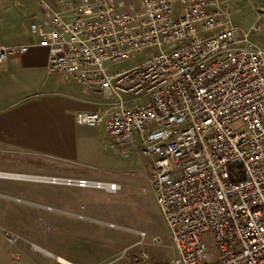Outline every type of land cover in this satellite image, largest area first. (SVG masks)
Wrapping results in <instances>:
<instances>
[{"label":"built area","instance_id":"built-area-1","mask_svg":"<svg viewBox=\"0 0 264 264\" xmlns=\"http://www.w3.org/2000/svg\"><path fill=\"white\" fill-rule=\"evenodd\" d=\"M224 1L55 0L58 10L39 3L42 23L28 27L46 71L107 106L73 122L102 125L121 156L154 158L147 182L173 246L168 264H264V50L220 20ZM31 46H0V65ZM136 56L139 64L111 71Z\"/></svg>","mask_w":264,"mask_h":264},{"label":"rangeland","instance_id":"rangeland-1","mask_svg":"<svg viewBox=\"0 0 264 264\" xmlns=\"http://www.w3.org/2000/svg\"><path fill=\"white\" fill-rule=\"evenodd\" d=\"M50 1L0 0V46H20L37 39L28 27L42 23L39 3ZM177 9L173 6V11ZM218 12L222 22L247 32V42L264 50V0H225ZM139 62L136 56L110 69L126 70ZM58 82L55 91L61 94L55 97L63 114L75 113L77 100L94 99L61 78ZM39 84L36 78L6 73L0 67V171L75 180L85 176L82 179L113 183L118 190L108 193L90 187L0 179V264H57L55 256L69 264H160L157 259L173 258L169 231L147 182L154 158L136 150L119 155L109 147L102 125L70 127L72 155L47 143L51 132L40 123L20 127L18 116L29 112L19 111L15 102L22 96H10L9 91H30ZM52 111L46 108L32 114L50 115ZM136 232L144 233L141 241ZM203 240L212 256L210 235L205 234Z\"/></svg>","mask_w":264,"mask_h":264},{"label":"crops","instance_id":"crops-1","mask_svg":"<svg viewBox=\"0 0 264 264\" xmlns=\"http://www.w3.org/2000/svg\"><path fill=\"white\" fill-rule=\"evenodd\" d=\"M44 5L52 10H58V7H59L57 3L55 2V0H51L49 3H45ZM39 8L41 11V15L43 17L45 7L39 4ZM37 40L38 39L29 40L25 45H32V46L28 49V51L25 54L16 56L12 62L5 60L0 65V67L6 73H12V74L20 73L23 76L29 77L31 79L36 78L41 82V84H39L38 86L35 85V88H33L30 91H19V93L17 91H9V93L11 94L10 96H22L21 99L15 102L19 111H23V112L27 111L31 113V114L27 113V114L18 116L19 119L17 122L19 123V126L28 128L29 126L34 127L35 125H38L37 123H40V126L42 127V129L46 127L47 129L49 128L51 132L50 137L48 139L46 137L45 141L47 143L54 145L56 149L59 148L63 152H68L70 153V155H72L73 150L70 147L72 143L68 136L69 128L73 126L74 127L81 126V125H76L73 122L74 114L77 112H85V113L103 112L107 109V106L105 104H102L101 101L98 100L99 98L96 94L92 93L91 91L87 90L86 88H84L83 86L77 83L69 82L65 80L62 74L48 73L45 69V63H46L45 49L33 46L34 44H36ZM59 78H61L65 84H69V85L79 88L82 93H87L89 97L92 96L94 97V99L89 98L88 100H86V102L77 100L75 103L76 111L73 114L71 113L63 114L62 111L59 112V108H58L59 100L56 99L55 97L56 95L61 94L60 92L55 91L57 86L59 85V82H58ZM46 108H50V109L54 108V112L52 111L50 115L40 114V116L32 114V113H36L35 112L36 110L39 111L41 109H46ZM30 123H34V124H30ZM82 127H86V126H82ZM0 174L5 175V177L0 176V179L23 180V181H30V182H45V181L44 180H41V181L40 180H28L26 178H8V177H31V178L34 177V178H40V179H45V180L46 178L47 179L48 178L62 179L61 177H57V176L30 175V174H22V173L6 172V171H0ZM80 177L84 178L85 176H80ZM82 178H79L77 180L100 182V181H96L93 179L87 180L86 178L85 179H82ZM70 180H75V179H70ZM1 197L9 198L5 195H2ZM54 258L62 259L57 256H55ZM171 259L172 257L166 261H160L159 259H157V261L160 264H168Z\"/></svg>","mask_w":264,"mask_h":264},{"label":"bare ground","instance_id":"bare-ground-1","mask_svg":"<svg viewBox=\"0 0 264 264\" xmlns=\"http://www.w3.org/2000/svg\"><path fill=\"white\" fill-rule=\"evenodd\" d=\"M5 177V176H4ZM17 178H26V179H34V180H44V181H46L45 179H40V178H34V177H17ZM61 263H64V264H68V262H66V261H64V260H62V259H58Z\"/></svg>","mask_w":264,"mask_h":264},{"label":"water","instance_id":"water-1","mask_svg":"<svg viewBox=\"0 0 264 264\" xmlns=\"http://www.w3.org/2000/svg\"><path fill=\"white\" fill-rule=\"evenodd\" d=\"M0 176H1V177H4L5 175L0 174ZM8 178H17V177H8ZM28 180H34V179H28ZM46 180L49 181L47 178H46ZM47 181H45V182H47Z\"/></svg>","mask_w":264,"mask_h":264}]
</instances>
